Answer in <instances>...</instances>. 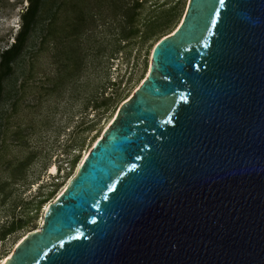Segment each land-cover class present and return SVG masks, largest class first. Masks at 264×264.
<instances>
[{
  "label": "water",
  "instance_id": "water-1",
  "mask_svg": "<svg viewBox=\"0 0 264 264\" xmlns=\"http://www.w3.org/2000/svg\"><path fill=\"white\" fill-rule=\"evenodd\" d=\"M5 264H264V0H190Z\"/></svg>",
  "mask_w": 264,
  "mask_h": 264
},
{
  "label": "rangeland",
  "instance_id": "rangeland-1",
  "mask_svg": "<svg viewBox=\"0 0 264 264\" xmlns=\"http://www.w3.org/2000/svg\"><path fill=\"white\" fill-rule=\"evenodd\" d=\"M189 1L41 0L9 73L0 67V264L41 230ZM29 5L0 0V61Z\"/></svg>",
  "mask_w": 264,
  "mask_h": 264
},
{
  "label": "trees",
  "instance_id": "trees-1",
  "mask_svg": "<svg viewBox=\"0 0 264 264\" xmlns=\"http://www.w3.org/2000/svg\"><path fill=\"white\" fill-rule=\"evenodd\" d=\"M29 7L25 12L24 18V25L21 33L17 37V41L12 45V47L6 50L1 57L0 67L1 70L7 75L10 71V65L14 59V57L20 52L21 47L25 43V39L28 36L32 24L35 20L36 14L40 8L41 0H29ZM5 70V71H4Z\"/></svg>",
  "mask_w": 264,
  "mask_h": 264
},
{
  "label": "bare ground",
  "instance_id": "bare-ground-1",
  "mask_svg": "<svg viewBox=\"0 0 264 264\" xmlns=\"http://www.w3.org/2000/svg\"><path fill=\"white\" fill-rule=\"evenodd\" d=\"M85 160V159H84ZM57 172V168H56V166H52L51 167V174H55ZM66 189V188H65ZM38 231H41V230H38ZM10 258V257H9ZM9 258H7V259H5L3 262H2V264H5L6 263V261L9 259Z\"/></svg>",
  "mask_w": 264,
  "mask_h": 264
}]
</instances>
